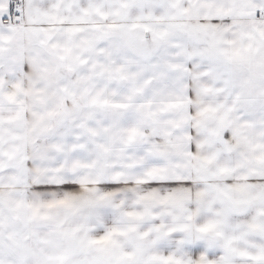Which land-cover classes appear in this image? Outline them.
I'll use <instances>...</instances> for the list:
<instances>
[{
	"label": "snow or ice",
	"instance_id": "snow-or-ice-1",
	"mask_svg": "<svg viewBox=\"0 0 264 264\" xmlns=\"http://www.w3.org/2000/svg\"><path fill=\"white\" fill-rule=\"evenodd\" d=\"M0 264H264V0H0Z\"/></svg>",
	"mask_w": 264,
	"mask_h": 264
}]
</instances>
